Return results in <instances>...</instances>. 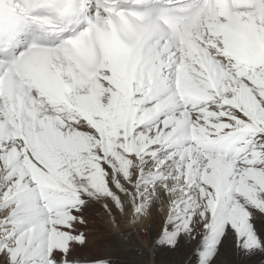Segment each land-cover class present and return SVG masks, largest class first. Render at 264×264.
Here are the masks:
<instances>
[{
	"label": "snow or ice",
	"instance_id": "obj_1",
	"mask_svg": "<svg viewBox=\"0 0 264 264\" xmlns=\"http://www.w3.org/2000/svg\"><path fill=\"white\" fill-rule=\"evenodd\" d=\"M93 205L264 252V0H0V264H110Z\"/></svg>",
	"mask_w": 264,
	"mask_h": 264
},
{
	"label": "rangeland",
	"instance_id": "obj_2",
	"mask_svg": "<svg viewBox=\"0 0 264 264\" xmlns=\"http://www.w3.org/2000/svg\"><path fill=\"white\" fill-rule=\"evenodd\" d=\"M90 207L88 208V210L85 213V215L89 221L88 228H87V235H88L89 243L85 248L79 250V258L80 259H86L88 261L95 260V259H104L103 258L104 255L109 254L108 251H106L107 245H111V243L115 239L116 233H118V231H119V229L117 227L113 226V224L109 220V217L108 218L105 217L106 214L105 215L99 214L101 209L97 208L96 205H93ZM148 218L150 219V217H144L137 224L131 223L129 219H128L129 222L128 221L126 222L124 219H121V221H123V223H126L127 224L126 226H130L128 224L136 225V226L138 225L137 228L139 230L145 225L144 227L149 231V233H151V234L158 233L159 234L161 232V229H162L163 223H164L163 215L159 214V218L156 219V222L158 225L157 231H155L151 221H147ZM259 223H260V221L258 220L257 225ZM143 240L146 241V238H143ZM229 246L231 248V251H230ZM232 246L233 245L230 241L228 243V246H225V249L227 251V255H228V251H230V256L228 255V259H229L230 264H256L257 263L256 258H254L250 263H246V260H245L246 255H242V254L236 252V250H234V252H233ZM259 253L260 252H257L255 254L259 255ZM158 254L159 255H157V260L160 263L162 262L163 264H166V262L169 260H172V259L174 260V258H176V256L179 257V259L186 260L187 264H193V257L191 254V246L184 243L183 240H181V242L177 248H175V249L162 248ZM247 257H249V255ZM126 259L125 258L120 259L117 256L116 258L110 257V258H107L106 260L110 261V264H130L128 262H125ZM261 259L262 260L259 261L258 264H262V262H264V259L263 258H261Z\"/></svg>",
	"mask_w": 264,
	"mask_h": 264
},
{
	"label": "bare ground",
	"instance_id": "obj_3",
	"mask_svg": "<svg viewBox=\"0 0 264 264\" xmlns=\"http://www.w3.org/2000/svg\"><path fill=\"white\" fill-rule=\"evenodd\" d=\"M96 207L99 208V206L97 205ZM99 214L105 215L102 209ZM105 217L108 218L107 214ZM158 218L159 214L154 210L152 215L150 216V219L148 218L147 220L151 221L155 231H157L158 229V225L156 222V219ZM121 219H124L126 222H129L128 217H117V221L119 223V231L118 233H116L115 239L111 243V245H107L106 251H108L109 254L104 255L103 258L106 260L107 258H116L118 256L120 259L127 258L125 262H128L130 264H163L162 262L160 263L157 260V255H159L158 253L162 248H158L154 245V240L159 234L149 233V231L144 227L145 225L140 230L137 228L138 225L136 226L128 224L130 226H126L127 224L123 223ZM260 225L261 224L259 223L257 226L260 227ZM142 237L146 238V241H144ZM228 243L229 241L226 242L222 247L221 253L217 260V264H230L228 255L230 256L231 248L229 246L230 251H228V255L225 249V246H228ZM234 250L236 249L233 247V252ZM247 256L248 255H246L245 257L246 263H250L254 258H256V264H258L259 261L262 260L261 258L264 259V252H260L259 255L252 254L249 255V257ZM166 264H187V261L184 259H179V257L176 256L174 260H169L166 262ZM262 264H264V262H262Z\"/></svg>",
	"mask_w": 264,
	"mask_h": 264
}]
</instances>
